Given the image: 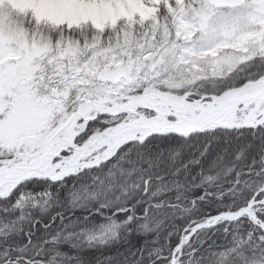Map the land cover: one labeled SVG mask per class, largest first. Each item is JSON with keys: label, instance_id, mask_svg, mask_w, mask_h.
<instances>
[{"label": "snow or ice", "instance_id": "1", "mask_svg": "<svg viewBox=\"0 0 264 264\" xmlns=\"http://www.w3.org/2000/svg\"><path fill=\"white\" fill-rule=\"evenodd\" d=\"M0 264H264V0H0Z\"/></svg>", "mask_w": 264, "mask_h": 264}]
</instances>
